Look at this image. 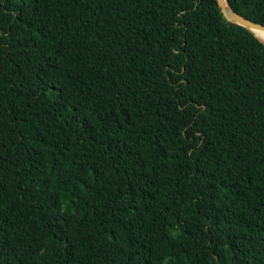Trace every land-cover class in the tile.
<instances>
[{
	"label": "trees",
	"instance_id": "obj_1",
	"mask_svg": "<svg viewBox=\"0 0 264 264\" xmlns=\"http://www.w3.org/2000/svg\"><path fill=\"white\" fill-rule=\"evenodd\" d=\"M0 264H264V44L217 0H0Z\"/></svg>",
	"mask_w": 264,
	"mask_h": 264
},
{
	"label": "water",
	"instance_id": "obj_2",
	"mask_svg": "<svg viewBox=\"0 0 264 264\" xmlns=\"http://www.w3.org/2000/svg\"><path fill=\"white\" fill-rule=\"evenodd\" d=\"M218 6L221 10V13L223 17L226 19V21L243 26L250 30L256 37L257 35L253 32V28L264 30V24L252 21L248 18H245L238 13H236L227 3L225 0H217ZM263 44L264 41H262L259 37H257Z\"/></svg>",
	"mask_w": 264,
	"mask_h": 264
},
{
	"label": "bare ground",
	"instance_id": "obj_3",
	"mask_svg": "<svg viewBox=\"0 0 264 264\" xmlns=\"http://www.w3.org/2000/svg\"><path fill=\"white\" fill-rule=\"evenodd\" d=\"M252 30L257 35V37H259L262 41H264V30L256 29V28H253Z\"/></svg>",
	"mask_w": 264,
	"mask_h": 264
}]
</instances>
